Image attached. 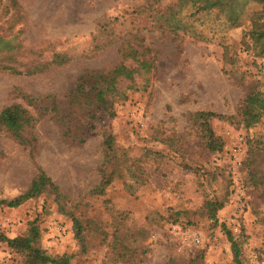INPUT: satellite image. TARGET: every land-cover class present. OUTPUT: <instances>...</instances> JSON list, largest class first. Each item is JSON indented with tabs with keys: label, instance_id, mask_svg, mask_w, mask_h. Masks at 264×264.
Wrapping results in <instances>:
<instances>
[{
	"label": "rangeland",
	"instance_id": "rangeland-1",
	"mask_svg": "<svg viewBox=\"0 0 264 264\" xmlns=\"http://www.w3.org/2000/svg\"><path fill=\"white\" fill-rule=\"evenodd\" d=\"M178 3L0 0V111L18 103L34 117L30 143L0 125V198L21 194L40 168L63 204L59 211L46 189L17 207H0L5 235L25 233L34 221L39 245L52 255L72 254L70 264H229L225 226L240 242L245 264H264V152L248 161L264 122L246 128L237 115L247 93L264 88V54H255L249 36L243 39L260 6L249 3L241 24L231 27L217 11L199 12L195 30L206 40H198L162 24L169 6L181 10L182 23L190 20L194 7ZM128 46L139 52L122 64L118 87L126 97L115 102L113 117L98 111L84 142L65 139L49 112L52 98L66 113L78 77L121 63ZM58 53L65 63H51ZM36 64L43 69L29 73ZM26 96L46 97L29 104ZM196 110L230 117L211 120L224 142L220 151L203 148L189 129L188 114ZM104 132L127 158L123 177L96 194ZM170 135L179 136L177 151L159 141ZM147 150L162 155L146 156ZM138 167L141 183L127 174ZM208 198L225 199L215 220L202 214ZM72 215L85 227L86 251ZM0 264H23L22 256L0 242Z\"/></svg>",
	"mask_w": 264,
	"mask_h": 264
},
{
	"label": "trees",
	"instance_id": "trees-1",
	"mask_svg": "<svg viewBox=\"0 0 264 264\" xmlns=\"http://www.w3.org/2000/svg\"><path fill=\"white\" fill-rule=\"evenodd\" d=\"M179 6L186 7L189 3L191 10L188 19L182 23L180 16V9L175 10L174 7L169 6L165 9L164 15L160 16L162 24L168 28L179 31L183 30L198 40H206V36L202 33L196 32L194 22L196 15L201 11L211 12L217 11L224 18L228 26H238L241 24L242 15L249 3H257L260 6L259 10L252 13L250 17V27L246 30L243 36L249 38L255 43L257 50L255 54H264V0H178ZM245 41V40H243ZM120 49V47H119ZM133 52H139L138 49L131 46L121 49L122 62L116 64L107 71H85L77 79L76 84L70 89L68 94L69 108L66 113H61L58 107V102L52 98L49 112L53 113V118L57 119L62 126V136L69 139L70 142L82 143L85 136L90 131L91 123L97 119L96 113L98 111L105 112L110 119L113 117V106L117 99H125L126 94L124 89L118 87V79L123 74L124 68L122 66L124 60L129 58ZM228 60V56H226ZM67 61L63 54H55L51 63L62 64ZM46 65V64H45ZM144 65V62H143ZM142 65V66H143ZM7 67V66H5ZM40 64L29 71V73L42 70ZM28 103L43 102V98H34L26 96ZM237 115L244 127H255L264 122V88L260 89L257 86L252 88L244 100L239 104ZM227 119L218 112L211 110H196L188 114V126L191 132L198 138L200 144L208 151H220L224 145L222 138L217 135L212 126V119ZM34 120L33 115L29 110L21 104L14 103L4 107L0 111V125L4 126L10 131L15 138L19 139L23 144L30 143L32 139L27 137L26 131L32 126ZM177 135L163 136L159 141L173 149L178 141ZM156 138V137H155ZM252 144L248 161L259 151L264 152V132L259 133L252 138ZM177 151V148H174ZM162 155L160 152H152L147 150L144 155L148 156ZM126 153L120 150L114 144L113 136L110 133H103L102 140V162L99 168L101 179L98 185L93 189V193L103 194L105 188L113 181L123 177L121 165L126 161ZM182 165L188 167L182 162ZM127 174L130 178H135L136 182H142V171L140 167L136 170H128ZM252 174V173H251ZM132 189L130 184H125ZM49 189L54 194V203L59 211H63V204L59 202L62 194L58 186L54 183L49 175L42 169L38 168L36 174L32 177L28 187L18 196L11 199L0 198V207H17L27 199L34 198L44 190ZM225 199L208 198L203 202L202 214L209 219L215 220L217 211L223 208ZM75 235L82 243L83 251H86L84 244L83 222L76 216H71ZM88 220L86 221V223ZM227 239L230 242V249L232 252V259L229 264H245L242 256L241 245L236 240L230 230L223 226ZM39 229L37 225L31 222L25 233L14 237H8L0 231V242L7 244L9 248L22 256L23 264H70L73 257L72 254L63 253L61 255H52L46 252L44 248L39 245ZM124 246L123 248H126Z\"/></svg>",
	"mask_w": 264,
	"mask_h": 264
},
{
	"label": "built area",
	"instance_id": "built-area-1",
	"mask_svg": "<svg viewBox=\"0 0 264 264\" xmlns=\"http://www.w3.org/2000/svg\"><path fill=\"white\" fill-rule=\"evenodd\" d=\"M196 240V239H195Z\"/></svg>",
	"mask_w": 264,
	"mask_h": 264
}]
</instances>
